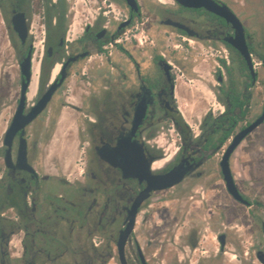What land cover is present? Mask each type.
<instances>
[{
  "label": "flooded vegetation",
  "instance_id": "af4514ba",
  "mask_svg": "<svg viewBox=\"0 0 264 264\" xmlns=\"http://www.w3.org/2000/svg\"><path fill=\"white\" fill-rule=\"evenodd\" d=\"M0 21L19 67L0 264H264V200L233 170L264 117L228 155L242 201L220 166L263 113L264 0H0Z\"/></svg>",
  "mask_w": 264,
  "mask_h": 264
},
{
  "label": "rangeland",
  "instance_id": "374dc122",
  "mask_svg": "<svg viewBox=\"0 0 264 264\" xmlns=\"http://www.w3.org/2000/svg\"><path fill=\"white\" fill-rule=\"evenodd\" d=\"M18 76L19 67L16 59L13 57L12 47L9 44L5 29L0 21V92L5 91L7 93L9 91V95L5 96L0 102V136L4 130L3 121L7 118L9 108L12 106V97L14 94L16 96L18 95ZM185 108L193 109L194 105L191 103V105L185 106ZM261 137L262 139L264 138V136ZM256 139L260 143L258 136ZM244 147L242 145L235 155L233 170L238 177H241L242 173H245L244 175L248 181H251V179L254 180L252 181L253 183L247 185L249 193L251 196H261V199L264 200V146H262L261 151L259 149L257 150L258 152L255 151V157L251 160L247 159L246 154L242 150ZM261 181L262 184H260ZM256 213L260 215L264 214L260 210H257ZM243 230L244 227L239 225V233H242ZM244 244L248 246V242L245 241ZM229 252L231 251L229 250Z\"/></svg>",
  "mask_w": 264,
  "mask_h": 264
},
{
  "label": "water",
  "instance_id": "95a60500",
  "mask_svg": "<svg viewBox=\"0 0 264 264\" xmlns=\"http://www.w3.org/2000/svg\"><path fill=\"white\" fill-rule=\"evenodd\" d=\"M214 5H216V4H214ZM216 7H218V9H217L218 12H221V10L223 9L222 7H219L217 5H216ZM18 34L21 37V39L24 38V36L26 34V28H25L24 25H22L21 28L18 30ZM27 70H28V63H27V56H26L20 63V71H21V75H22V83H21V96H20L19 104H18L17 110L15 112V115H14V117L12 119V122H11L10 126L8 127V129L6 130V133H5V136H4V143L7 146L10 145V141H11L12 137L14 136V134L18 130L23 128V126L27 123V115L24 116L22 114L23 104H24V94H25V90H26V87H27V75H28ZM263 117H264V109H263L262 115L254 123H252L250 126L245 128L238 135L235 136V138L233 139L232 143L229 145L225 156L223 157L222 161L220 162V166H221V170H222V173H223V177H224V180H225V185L227 187V190L236 199L241 200V201L243 199L238 194V192H237V190H236V188H235V186L233 184L232 178H231L229 164H228V161H227L228 160V155L233 150V148L241 141V139L244 137V135L247 134L248 132H250L254 127H256L262 121ZM8 150H7V152H8ZM177 172H179L178 169L175 170V172H172L170 174H167V175L163 176L161 178L162 181H161L160 187L170 186L174 182H176L180 178L179 176H176Z\"/></svg>",
  "mask_w": 264,
  "mask_h": 264
},
{
  "label": "bare ground",
  "instance_id": "6f19581e",
  "mask_svg": "<svg viewBox=\"0 0 264 264\" xmlns=\"http://www.w3.org/2000/svg\"><path fill=\"white\" fill-rule=\"evenodd\" d=\"M36 70H37V65L35 64L34 68H33V78H32V83H31V86L29 88V93H28V96H31L33 91H34V87H35V80H36Z\"/></svg>",
  "mask_w": 264,
  "mask_h": 264
}]
</instances>
